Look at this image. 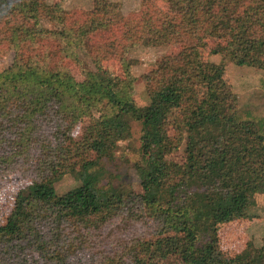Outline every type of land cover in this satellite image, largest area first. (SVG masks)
Segmentation results:
<instances>
[{"label":"trees","instance_id":"1","mask_svg":"<svg viewBox=\"0 0 264 264\" xmlns=\"http://www.w3.org/2000/svg\"><path fill=\"white\" fill-rule=\"evenodd\" d=\"M139 1L123 17L109 0L72 15L45 0H0V46L15 52L0 71V180H29L2 215L0 264H264V237L233 257L218 238L264 194V137L228 117L236 97L224 78L227 62L264 69V0ZM42 18L60 30H39ZM53 45L77 64L75 50L87 49L96 71L81 68L75 81L51 63ZM138 45L179 48L142 75L143 107L125 60ZM110 61L120 74L103 70ZM131 120L141 127L140 192L101 167ZM182 143L183 162L168 160ZM66 174L78 185L57 194Z\"/></svg>","mask_w":264,"mask_h":264},{"label":"rangeland","instance_id":"2","mask_svg":"<svg viewBox=\"0 0 264 264\" xmlns=\"http://www.w3.org/2000/svg\"><path fill=\"white\" fill-rule=\"evenodd\" d=\"M118 4V14L126 17L138 11L139 0H109ZM46 3H57L62 11L68 14H77L88 11L92 8V0H45ZM161 8L165 5L158 2ZM39 30L59 31L61 26L47 18L39 20ZM210 41L206 44L204 56H206ZM57 46L53 45L49 49V59L55 66L66 67L75 81H82L81 68L87 71L95 72L96 67L94 58L87 49L81 47L75 50L76 60L64 59ZM179 50L177 45H167L161 47H147L138 45L129 50L125 56L130 64V73L133 77L132 99L136 106L143 107L148 104V98L142 83V75L151 71L156 60L169 54L176 53ZM15 56V52L5 46H0V71L9 66ZM209 60L215 63L220 62V57L210 55ZM103 70L112 75L120 74L121 65L116 61L102 63ZM224 78L231 85L232 92L236 100L233 110H229L228 117L235 115V122L242 125L252 126L251 128L264 137V69H257L247 66H237L227 62L225 64ZM233 115V116H232ZM238 120V121H237ZM246 122V123H245ZM88 123L82 120L73 130V136L78 137L82 128ZM244 123V124H243ZM130 137L125 141H120L116 149L111 152L103 153L101 167L103 177H110L114 186L128 187L135 192H140L139 180L136 173V167L141 162L140 156V136L141 127L136 121H130ZM171 133V131H170ZM183 143L167 159L176 163H182L184 160ZM29 184V180L24 179L18 173L9 175L0 180V223L2 215L10 206L13 195L16 191ZM78 185V181L70 174L64 175L54 183V190L57 194H63L66 191ZM256 206L251 209L249 219L237 220L221 224L218 227V238L221 249L229 256H237L251 252L259 247L264 237V194L255 196ZM168 264L169 262H163Z\"/></svg>","mask_w":264,"mask_h":264}]
</instances>
